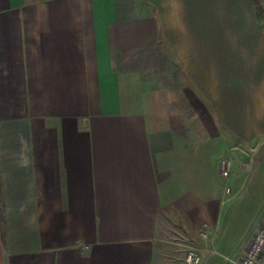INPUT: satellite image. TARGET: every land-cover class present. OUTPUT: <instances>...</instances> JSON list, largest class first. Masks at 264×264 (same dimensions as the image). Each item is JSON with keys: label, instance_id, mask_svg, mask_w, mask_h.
<instances>
[{"label": "crops", "instance_id": "1", "mask_svg": "<svg viewBox=\"0 0 264 264\" xmlns=\"http://www.w3.org/2000/svg\"><path fill=\"white\" fill-rule=\"evenodd\" d=\"M260 153L264 0H0V264H162Z\"/></svg>", "mask_w": 264, "mask_h": 264}, {"label": "rangeland", "instance_id": "2", "mask_svg": "<svg viewBox=\"0 0 264 264\" xmlns=\"http://www.w3.org/2000/svg\"><path fill=\"white\" fill-rule=\"evenodd\" d=\"M250 148L245 147L246 151ZM247 171L241 173L244 185L238 197L229 202L219 233L207 226L198 230L176 226L165 229L162 235L168 241L160 245L162 264H187L192 251L200 257L198 264H231L229 258L245 250L264 215V169L256 176L246 175Z\"/></svg>", "mask_w": 264, "mask_h": 264}, {"label": "built area", "instance_id": "3", "mask_svg": "<svg viewBox=\"0 0 264 264\" xmlns=\"http://www.w3.org/2000/svg\"><path fill=\"white\" fill-rule=\"evenodd\" d=\"M251 159L242 162V168L249 170L251 168ZM221 175L228 179L233 174V159L230 155L222 156L219 162ZM233 188L226 187V193L231 194ZM187 264H198L200 257L195 252H189L187 255ZM231 264H264V215L255 230L250 242L245 250L236 257L229 258Z\"/></svg>", "mask_w": 264, "mask_h": 264}]
</instances>
